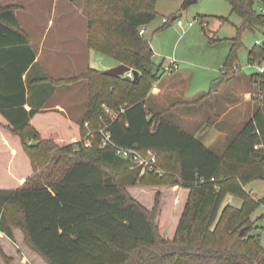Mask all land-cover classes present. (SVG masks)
<instances>
[{
  "label": "trees",
  "instance_id": "16d2710c",
  "mask_svg": "<svg viewBox=\"0 0 264 264\" xmlns=\"http://www.w3.org/2000/svg\"><path fill=\"white\" fill-rule=\"evenodd\" d=\"M199 1L184 0L179 13L159 30ZM227 1L241 24L235 37L224 39L231 43L224 76L238 71L242 35L264 27V13L256 9L264 0ZM157 2L88 0L89 50L139 76L131 80L89 68L73 79L90 86L78 125L60 111L25 109L23 76L37 55L17 18L19 8H0V230L13 239L12 230L20 229L29 248L47 264H264V247L251 219L264 198L257 201L245 189L264 181V73L250 78L263 93L259 108L220 154L162 111H152L150 92L162 76L154 72V51L140 31L156 20ZM197 18L205 23L206 17ZM262 60L264 47L256 45L249 63ZM30 83L60 84L48 78ZM102 128L119 147L152 151L164 175L141 176L112 145L102 146ZM42 132L59 136L49 141ZM166 182L179 190L169 217L164 218V207L158 224L157 209L149 211L127 188ZM229 195L240 198L241 207L224 205Z\"/></svg>",
  "mask_w": 264,
  "mask_h": 264
},
{
  "label": "rangeland",
  "instance_id": "374dc122",
  "mask_svg": "<svg viewBox=\"0 0 264 264\" xmlns=\"http://www.w3.org/2000/svg\"><path fill=\"white\" fill-rule=\"evenodd\" d=\"M183 1L158 0L156 6L158 16L153 23L147 26L145 38L150 42L155 53L154 72L159 69L158 67L163 61L166 63L177 62L179 68L176 72L178 73L173 72L176 75L171 73L166 76L175 75L174 83L176 85L174 83L171 85L177 86L175 90L177 89L178 92L183 91L184 99H178L173 94L170 96L166 94L162 104L159 105L156 100L153 101L152 96H154L156 88L159 87L161 77L157 82H154L148 107L152 111H162L169 120L202 139L205 134L212 131L213 125L227 133L231 139L259 108V98H255L254 94L258 93L260 85L249 79L259 72L257 66L249 63V51L258 44V41H264V27H254L242 35L243 45L238 51L236 65L238 71L234 74L230 72L224 76L223 65L231 51V43L224 39L236 36L241 18L232 12L227 0H200L198 4L182 12L181 16L166 30L160 31L163 19L170 20L179 13ZM3 4H13L12 6L19 8L18 10L26 11L21 15V19L28 33L24 28L23 30L29 36L32 46H38L39 49L40 46L44 47L41 61L43 65L44 63L49 64L48 69L45 68V70L47 69V74L51 78H47L56 83L60 82L56 87L79 83L78 102L75 106L69 105V107L72 113L74 110L76 114L79 113L77 125L80 124L88 106L90 86L87 80L78 79L87 72V64L89 63L91 68L99 71H109L107 64L113 63L115 66L119 64L112 57L95 50H90L89 57H87L90 32L88 0H6V3ZM261 7L264 8V4L256 5L257 11L264 13ZM198 15L206 17L203 20L205 25L199 21ZM190 23L193 25L189 26ZM46 29L48 30L47 35L49 34L47 44L42 37ZM71 29L77 35L74 43H71ZM52 37H54V42L51 43ZM69 39L70 41L67 42ZM69 45L78 49L77 59L74 60L79 66L76 77H67L66 72H70V66L68 65L67 71L66 63L63 61L59 65L51 67V63L53 64L59 56L65 58V49L69 48ZM260 63L263 64L264 60ZM75 78H78L76 82L73 81ZM55 90L57 91V88ZM209 93L211 95H208ZM176 96L178 95L176 94ZM61 100L59 95L54 98L55 102L69 104L68 101ZM40 134L49 141H54L59 136L53 134L48 137L45 132ZM75 141L77 138L73 137V142ZM42 174L47 176L44 171ZM253 185L256 186L258 197H253L251 193L250 195L256 200L264 196V181H258ZM128 187H131V192L127 189L131 196H135L136 200L145 208L149 211L157 209L155 222L161 223L164 207V218L165 216L169 217L170 205L173 203L172 198L177 193H175L176 186L168 185L166 182L153 186L139 183ZM156 201H159L157 208ZM224 205L239 208L242 205V200L229 195ZM251 219L258 226L255 233L264 247L263 204L255 209ZM12 233L13 239H10L0 230V264H47L29 248L25 242L24 233L20 229H13Z\"/></svg>",
  "mask_w": 264,
  "mask_h": 264
},
{
  "label": "crops",
  "instance_id": "0c3cea01",
  "mask_svg": "<svg viewBox=\"0 0 264 264\" xmlns=\"http://www.w3.org/2000/svg\"><path fill=\"white\" fill-rule=\"evenodd\" d=\"M6 3V0H0V8H7L9 6H12L13 4H3ZM26 11L21 9V10H17L16 11V15L17 18L19 20V23L21 25L22 28L25 29V31L27 32V29L24 26V23L21 19V15L25 14ZM51 26V25H50ZM48 30L46 29V32H44V34L42 35L44 42L46 41V44L48 42V35H47ZM71 43H74V39L77 37V35L73 32V30L71 29ZM147 32V27L145 28V33L144 36L146 35ZM28 33V32H27ZM52 41L54 42V37L51 38V43ZM70 41L67 40V42ZM66 42V43H67ZM60 44H62L60 42ZM50 45V44H49ZM54 46V45H53ZM37 58L35 63L28 69V71L24 74L23 79L25 81L26 84V104H25V109L27 111H31L32 109H40L43 112H49V111H60L61 113H63L69 120L70 122L74 125L78 123V117H79V113L76 114L75 110L72 113L71 108L69 107V105L71 106H75L78 102V85L79 83H75V84H71V85H67V86H53L50 83H45V84H36V85H32L30 83V81L35 80V79H44L47 77L51 76L49 74H47V69H48V65L44 63V65L42 64L43 62L41 61L43 53H44V47L42 48V46H40V49L38 46H33ZM51 48V46H50ZM47 50H50L49 48H47ZM57 50V49H56ZM78 49L73 48V45H69V48L65 49V58H63L62 56H59L56 60H54L53 64L51 63V67L55 66V65H59L62 61L66 63V68L68 71V65L70 66V72L67 73V77H76L78 76V72H79V66L78 63L74 62L75 58L78 56L77 53ZM154 51V50H153ZM90 54V50L87 53V57H89ZM155 54V53H154ZM72 61H70V60ZM77 59V58H76ZM70 63V64H69ZM107 69H113L115 67L120 66V63L118 64V66L113 63L107 64ZM45 68H47L45 70ZM91 68V65L88 63L87 64V69ZM158 71L160 72L161 70V65L160 67H158ZM64 69V68H63ZM178 72H176L177 74ZM175 74V73H173ZM175 74V75H176ZM162 79L160 81V84L158 85L159 87L156 88V90L154 91V96H152V100L155 101L157 104H162V102L164 101V97L166 94H168V96H170V94H173L174 97H178V99H184V95H182V90L180 92L177 91V89L175 90V88L177 86H172L171 83H174V76L168 77L166 75H162ZM245 77V76H244ZM173 79V80H172ZM250 79V78H249ZM164 84V85H163ZM176 85V83H174ZM55 88H57V91L55 90ZM178 96H176V94ZM61 97V101H68L69 104L66 103H61L59 101H54V98H56L57 96ZM74 96V97H73ZM190 100V99H188ZM53 101V102H52ZM219 123V121H218ZM75 138H77L76 136H73ZM73 137H72V141H73ZM230 138L228 137L227 133H224L222 131H220L218 128H216V125H213L212 131L209 132L208 134H205V137L202 139V142L209 148H211L212 150H215L216 152H218L219 154L222 153L223 151H225V149L227 148V146L229 145V140ZM258 181H254L252 183H250L249 185L246 186V190L251 193L253 195V197L257 196L256 194V186L254 187L253 184H256ZM129 191L131 190V187L127 188ZM175 193L178 192L179 187L176 186L175 187ZM131 192V191H130ZM135 199L136 197L133 196ZM258 197V196H257ZM264 196L259 197L257 199H263ZM264 205V204H263ZM257 226V224H256ZM258 229V226H257ZM257 232V230H256ZM260 241V239H259Z\"/></svg>",
  "mask_w": 264,
  "mask_h": 264
},
{
  "label": "built area",
  "instance_id": "2783aa9c",
  "mask_svg": "<svg viewBox=\"0 0 264 264\" xmlns=\"http://www.w3.org/2000/svg\"><path fill=\"white\" fill-rule=\"evenodd\" d=\"M262 10L264 11V8H262ZM168 22H169L168 19H163V24H167ZM179 23L182 24L181 21H179ZM192 25H193V23L189 24V26H192ZM144 33H145V28L141 29V31H140L141 35H144ZM257 46L264 47V41L263 40L258 41ZM256 63H258V64L256 65ZM256 63H254L253 65L257 66L258 72L264 73V63L263 64L260 62H256ZM178 68L179 67L177 66L176 61H170L167 63L163 61V63L161 64L162 73H160V74H162V75L171 74L173 72L178 71ZM123 77L131 79V80L135 79L133 70L131 69L129 72H127L125 75H123ZM254 97L259 98V99L263 98V93L261 92L260 88H259L258 93L254 94ZM104 109L108 115H110L112 117L116 116V114H114V112L111 111L109 108L104 107ZM122 112H123V110H122ZM86 127L88 128V124H86ZM91 134L92 133H90L89 135H91ZM100 134L102 135V146L106 147L107 145H112V147L115 150L116 155L118 157L132 163L134 168H136L140 171L141 176L145 175L147 172H156L160 175H164V171H162V169H160L158 167L157 156L152 151H148L146 153H141V152L137 151L136 149L119 147L111 141V135L106 130V128H102L100 130ZM85 145L87 147L91 146V141L89 138L86 140ZM256 149H258V147H256Z\"/></svg>",
  "mask_w": 264,
  "mask_h": 264
},
{
  "label": "water",
  "instance_id": "95a60500",
  "mask_svg": "<svg viewBox=\"0 0 264 264\" xmlns=\"http://www.w3.org/2000/svg\"><path fill=\"white\" fill-rule=\"evenodd\" d=\"M130 70L131 69L128 66L120 65L118 67L110 69L109 71H107V73L110 74V75L123 76L127 72H129ZM133 72H134L135 79H137V77L139 76V73L137 71H133Z\"/></svg>",
  "mask_w": 264,
  "mask_h": 264
}]
</instances>
